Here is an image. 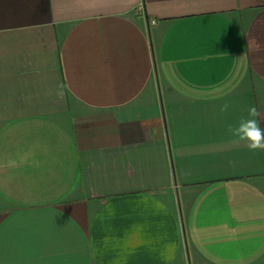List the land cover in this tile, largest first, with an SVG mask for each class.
<instances>
[{"label":"crops","instance_id":"crops-1","mask_svg":"<svg viewBox=\"0 0 264 264\" xmlns=\"http://www.w3.org/2000/svg\"><path fill=\"white\" fill-rule=\"evenodd\" d=\"M253 107L264 0H0V264H264Z\"/></svg>","mask_w":264,"mask_h":264},{"label":"clouds","instance_id":"clouds-1","mask_svg":"<svg viewBox=\"0 0 264 264\" xmlns=\"http://www.w3.org/2000/svg\"><path fill=\"white\" fill-rule=\"evenodd\" d=\"M223 106L221 111H225ZM256 117V109L249 108L248 116L241 118L231 129V136L235 142H244L249 150L264 149V128L260 127Z\"/></svg>","mask_w":264,"mask_h":264},{"label":"built area","instance_id":"built-area-1","mask_svg":"<svg viewBox=\"0 0 264 264\" xmlns=\"http://www.w3.org/2000/svg\"><path fill=\"white\" fill-rule=\"evenodd\" d=\"M141 9V8H140Z\"/></svg>","mask_w":264,"mask_h":264}]
</instances>
